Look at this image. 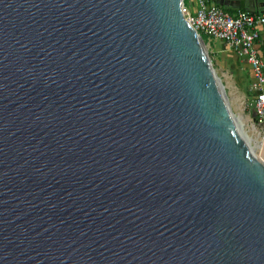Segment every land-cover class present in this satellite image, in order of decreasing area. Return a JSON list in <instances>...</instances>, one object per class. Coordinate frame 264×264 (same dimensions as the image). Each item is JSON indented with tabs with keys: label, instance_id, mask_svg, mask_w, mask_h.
Here are the masks:
<instances>
[{
	"label": "water",
	"instance_id": "95a60500",
	"mask_svg": "<svg viewBox=\"0 0 264 264\" xmlns=\"http://www.w3.org/2000/svg\"><path fill=\"white\" fill-rule=\"evenodd\" d=\"M183 4L0 0V264H264V163Z\"/></svg>",
	"mask_w": 264,
	"mask_h": 264
},
{
	"label": "built area",
	"instance_id": "2783aa9c",
	"mask_svg": "<svg viewBox=\"0 0 264 264\" xmlns=\"http://www.w3.org/2000/svg\"><path fill=\"white\" fill-rule=\"evenodd\" d=\"M183 12L204 41H222L228 49L246 58L251 71L249 91L254 123L260 130L258 143H264V70L256 45L258 28H264V12L238 10L231 14L209 0H197L194 13L183 4Z\"/></svg>",
	"mask_w": 264,
	"mask_h": 264
},
{
	"label": "rangeland",
	"instance_id": "374dc122",
	"mask_svg": "<svg viewBox=\"0 0 264 264\" xmlns=\"http://www.w3.org/2000/svg\"><path fill=\"white\" fill-rule=\"evenodd\" d=\"M209 41L205 39L204 42L211 59L217 85L221 87L224 93V101L250 151L264 163V149H260L256 146L260 144L258 143V131L260 130L254 123L255 115L252 104V94L249 91L250 81L247 76V69L243 66V62L234 59L233 55L223 57L224 63L223 67H221V63L219 65L216 58H214L210 52ZM228 52L235 55L233 51L229 50Z\"/></svg>",
	"mask_w": 264,
	"mask_h": 264
},
{
	"label": "crops",
	"instance_id": "0c3cea01",
	"mask_svg": "<svg viewBox=\"0 0 264 264\" xmlns=\"http://www.w3.org/2000/svg\"><path fill=\"white\" fill-rule=\"evenodd\" d=\"M184 4L188 7V9L191 13H194L197 9V0H185ZM221 7L225 11H227L231 14H235L238 10H247V9H242L240 6L235 5V4L231 5V6H227V7L226 6H221ZM247 11H249V10H247ZM251 12H263V11L261 9H257L255 11H251ZM258 29H259V37L256 41V45H257L259 57L262 61L263 70H264V28H258ZM209 42H210V52H211L212 56L214 58H216L219 65L221 63V67H223V63H224V59H222V58L225 56H228V55H230V56L233 55L234 59L243 62V66H245V68L247 69V76L249 78V81L251 82V71H250L249 65L246 61V58L244 56L238 55L235 52H234L235 55L228 52L230 49H228L222 41L211 40ZM254 115H255V113H254Z\"/></svg>",
	"mask_w": 264,
	"mask_h": 264
},
{
	"label": "bare ground",
	"instance_id": "6f19581e",
	"mask_svg": "<svg viewBox=\"0 0 264 264\" xmlns=\"http://www.w3.org/2000/svg\"><path fill=\"white\" fill-rule=\"evenodd\" d=\"M217 89H218V92H219V94L221 95V97L224 98V93H223L221 87H219V88H217ZM256 146L259 147L260 149H264V144H263V143H260V144H258V145H256Z\"/></svg>",
	"mask_w": 264,
	"mask_h": 264
},
{
	"label": "trees",
	"instance_id": "16d2710c",
	"mask_svg": "<svg viewBox=\"0 0 264 264\" xmlns=\"http://www.w3.org/2000/svg\"><path fill=\"white\" fill-rule=\"evenodd\" d=\"M185 0H183V2H184ZM203 37V36H202ZM203 39H204V37H203Z\"/></svg>",
	"mask_w": 264,
	"mask_h": 264
}]
</instances>
